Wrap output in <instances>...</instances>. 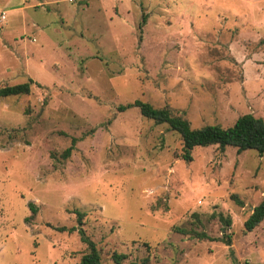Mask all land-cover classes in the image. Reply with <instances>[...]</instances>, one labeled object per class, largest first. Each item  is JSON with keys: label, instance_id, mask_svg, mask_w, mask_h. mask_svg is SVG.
Instances as JSON below:
<instances>
[{"label": "rangeland", "instance_id": "1", "mask_svg": "<svg viewBox=\"0 0 264 264\" xmlns=\"http://www.w3.org/2000/svg\"><path fill=\"white\" fill-rule=\"evenodd\" d=\"M29 80L0 99V264H78L72 227L103 264H264V221L243 231L264 153L194 147L185 162L166 124L118 111L264 120V0H0V87Z\"/></svg>", "mask_w": 264, "mask_h": 264}, {"label": "trees", "instance_id": "2", "mask_svg": "<svg viewBox=\"0 0 264 264\" xmlns=\"http://www.w3.org/2000/svg\"><path fill=\"white\" fill-rule=\"evenodd\" d=\"M31 85L32 80H29L28 82L21 84L0 87V99L28 95L30 93ZM130 108H137L142 117L152 120L156 124H166L171 131L177 133L182 143L180 158L185 162L192 161L191 151L194 147L217 146L221 151L227 147H232L236 149L237 153H241L246 150H254L259 155L264 153V120L256 118L251 114L239 117L234 124L228 128H223L219 125H208L193 129L186 120L173 115L168 108L157 109L148 103L138 100L125 106H120L118 111L124 112ZM75 142V139H73L71 141V146L64 151V158H67L70 155ZM232 198L236 200L235 196H232ZM236 201L239 205H241L240 201ZM29 207L30 210H33L31 205H29ZM75 215L77 224L82 226L84 214L76 211ZM212 217L216 216L212 215ZM217 218L223 222L224 225L230 226V218L224 219L221 214H218ZM263 221L264 195L259 204L253 208L250 215L243 222L244 233L252 232ZM58 230L62 232L65 229L59 228ZM175 230L181 235L189 234L186 230L181 228H177ZM75 231L77 232L81 242L87 246V252L81 256L78 264H103L95 243L85 235V232L80 227L79 229L76 227L68 229V232ZM191 234L198 239H208L206 235L201 233L192 232ZM226 238L227 239L224 242L226 245H230L229 236L226 235ZM127 258L128 255L116 252L111 255V260L114 264H121L127 260ZM148 262V257H144L138 262L131 261L129 264H148Z\"/></svg>", "mask_w": 264, "mask_h": 264}]
</instances>
